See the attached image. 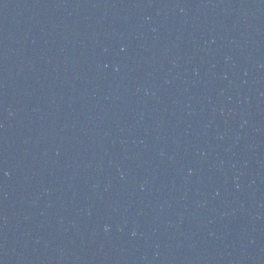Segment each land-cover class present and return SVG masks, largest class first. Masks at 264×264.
<instances>
[{
	"label": "water",
	"instance_id": "1",
	"mask_svg": "<svg viewBox=\"0 0 264 264\" xmlns=\"http://www.w3.org/2000/svg\"><path fill=\"white\" fill-rule=\"evenodd\" d=\"M0 264H264V0H0Z\"/></svg>",
	"mask_w": 264,
	"mask_h": 264
}]
</instances>
